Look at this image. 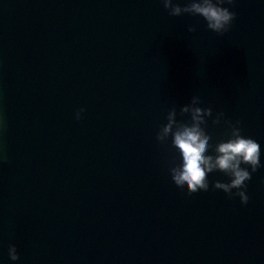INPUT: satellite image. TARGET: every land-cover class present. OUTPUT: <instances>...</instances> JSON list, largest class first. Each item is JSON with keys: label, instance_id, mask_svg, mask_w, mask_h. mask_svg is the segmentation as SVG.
<instances>
[{"label": "water", "instance_id": "water-1", "mask_svg": "<svg viewBox=\"0 0 264 264\" xmlns=\"http://www.w3.org/2000/svg\"><path fill=\"white\" fill-rule=\"evenodd\" d=\"M230 11L217 35L160 0H0V264H264V167L247 205L218 172L189 195L156 140L198 96L264 164V0Z\"/></svg>", "mask_w": 264, "mask_h": 264}, {"label": "clouds", "instance_id": "clouds-1", "mask_svg": "<svg viewBox=\"0 0 264 264\" xmlns=\"http://www.w3.org/2000/svg\"><path fill=\"white\" fill-rule=\"evenodd\" d=\"M235 0H190L181 6L175 0H160V3L173 17L192 14L201 17L209 31L223 35L226 33L235 13L230 7ZM188 32H196L194 26ZM198 96H193L190 102L179 109L171 108L166 116V123L161 125L156 134L159 144L165 145L170 141L172 159L168 174L172 184L185 190L189 195L198 192H208L210 182L208 176L221 173L227 177V182L214 181L212 190L222 191L229 199L239 198L241 205H247V183L261 167V145L253 138L243 135L239 121L232 123L224 119V113L218 112L212 118V124L227 125L229 132L226 139H221L214 145L211 135L206 133L207 120L213 117L212 110L201 108ZM85 110L79 109L74 118L79 121ZM186 118V119H184ZM211 153V154H209ZM8 258L14 262L20 257L16 246L8 247Z\"/></svg>", "mask_w": 264, "mask_h": 264}]
</instances>
